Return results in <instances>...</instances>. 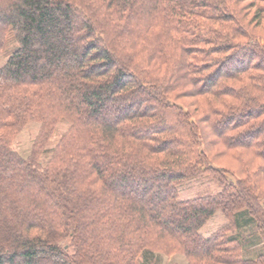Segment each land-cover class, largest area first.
Listing matches in <instances>:
<instances>
[{
	"label": "trees",
	"instance_id": "16d2710c",
	"mask_svg": "<svg viewBox=\"0 0 264 264\" xmlns=\"http://www.w3.org/2000/svg\"><path fill=\"white\" fill-rule=\"evenodd\" d=\"M0 48V264H264V0H0Z\"/></svg>",
	"mask_w": 264,
	"mask_h": 264
},
{
	"label": "rangeland",
	"instance_id": "374dc122",
	"mask_svg": "<svg viewBox=\"0 0 264 264\" xmlns=\"http://www.w3.org/2000/svg\"><path fill=\"white\" fill-rule=\"evenodd\" d=\"M9 53V49L0 48V64H2L5 61L6 56ZM107 108V105H105L104 109ZM23 140L24 143L19 142L15 143L14 149L22 151L25 150L28 144H26V138L22 137L20 138ZM194 189H189L188 192H191ZM184 192V191H183ZM150 197H152L153 200H151L153 203L158 202L161 198L164 197L163 191L157 192L156 190L151 191V193H148ZM241 235L245 238V243L243 246V257L254 259L257 255L264 252V247L262 246V242H258L259 240L254 235V230L252 225H243L240 229ZM254 238V240H253ZM154 262H150L148 264H186V261L184 257L180 254L172 255V256H165L161 254H155L154 255ZM141 259V258H140ZM138 264H142L140 260L138 261Z\"/></svg>",
	"mask_w": 264,
	"mask_h": 264
}]
</instances>
